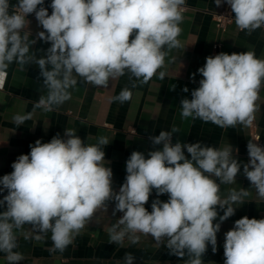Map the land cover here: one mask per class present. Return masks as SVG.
<instances>
[{"label":"clouds","instance_id":"9594fccd","mask_svg":"<svg viewBox=\"0 0 264 264\" xmlns=\"http://www.w3.org/2000/svg\"><path fill=\"white\" fill-rule=\"evenodd\" d=\"M44 3L0 0V89L13 62L21 69L35 63L46 89L35 107L46 112L71 99L69 90L76 86L77 77L107 87L110 79L129 74L130 80L143 85L164 66L165 46L168 50L182 47L178 37L186 0H51V14ZM214 3L230 6L240 31L251 34L264 27V0ZM31 14L43 28L38 39L51 44L41 58L30 51L36 43L26 30ZM197 71L203 78L191 91V99L181 100L182 118H199L221 128L253 123L264 87V59L254 51L221 52L206 57ZM159 76L163 79L165 73ZM136 86L133 82L132 87ZM131 98L132 91L126 87L113 100L123 104ZM31 118L32 113L16 114L13 121L21 125ZM178 131L173 126L149 136L152 145L162 148L149 151L148 158L140 151L131 153L118 192L112 187V169L106 166L104 146L110 143L106 136L90 144L68 128L66 139L57 134L50 142L38 139L30 144V152L19 155L11 164L13 171L0 178V193L7 191L0 199V207L6 209L0 212V252L6 253L8 264H19L25 258L14 251L16 231L37 242L50 232L53 250L63 252L94 217L99 223L96 214H106L110 201L115 202L112 215H123L106 228L109 243L124 246L127 239L134 245L141 235H150L170 254L182 259L187 255L185 264H203L208 244L213 253L217 251L221 223L235 214L233 205L243 204L250 193L241 188L230 189L225 198L220 195V185L235 184L241 170L231 145L173 143V133ZM247 152L243 174L257 198L264 200V146L249 141ZM153 189L157 197L168 194V200H153L149 212L145 204ZM217 208L223 215L214 223ZM25 225L30 226L27 231ZM224 236V264H264V218L244 216ZM135 259L125 253L123 264H134Z\"/></svg>","mask_w":264,"mask_h":264},{"label":"crops","instance_id":"0c3cea01","mask_svg":"<svg viewBox=\"0 0 264 264\" xmlns=\"http://www.w3.org/2000/svg\"><path fill=\"white\" fill-rule=\"evenodd\" d=\"M16 2L10 0L11 4ZM50 3L51 0L44 3L49 14L52 12ZM186 5L188 9L183 13L178 37L182 47L168 50L165 46L163 50L167 51V55L164 66L143 85L134 78L130 80L129 74L110 79L107 87L93 86L77 77L76 86L69 90L71 99L46 112L42 107H35L40 96L46 95L38 65L29 63L21 69L13 62L7 70L4 87L0 89V178L13 171L11 164L19 155L30 152V144L38 139L42 143L50 142L57 134L66 139L64 131L68 128L75 129L76 135L86 143H97V138L101 136L109 139L110 143L104 146L105 160L106 166L112 169V187L117 192L125 181L126 161L131 153L140 151L148 158L149 151L162 148V145H152L149 139V136H158L162 130L170 131L173 126L179 130L173 133V143L178 140L181 143L199 142L217 148L227 143L232 146L233 157L241 164V170L235 184L220 185V195L225 198L230 189L239 191L241 188L247 189L250 194L244 198L243 204L233 205L236 207L235 214L221 223L217 233V251L213 253L211 244H208L202 256L203 264H224V234L233 228L234 222L244 216L250 219L264 218V200L257 198L255 188L251 187L243 174V165L249 161V127L237 124L235 127L221 128L199 118H182L180 102L184 98L191 99V91L199 87L203 77L197 70L204 66L206 57L221 52L254 51L257 58L264 59V27L248 34L238 30L234 21L221 33L214 25L213 13L219 11L223 3L217 7L214 0H186ZM27 19L30 23L26 30L31 32L30 39L36 40L30 51L41 58L51 44L38 39L37 33L43 28L38 25L35 15L31 14ZM216 42L221 43L217 50L212 47ZM48 67L50 70L51 66ZM161 71L165 73L163 79L159 76ZM133 82L137 85L135 88L132 87ZM126 87L132 91L131 100L123 104L113 100ZM185 87L189 89L188 92L183 91ZM259 96L257 104L260 108L254 121L264 142V87ZM28 113H32L30 120L21 125L14 123V115ZM129 129L134 132H129ZM184 151L190 159V154L186 149ZM4 195H7L6 190L0 193V199ZM157 198L167 202L168 194L157 197L153 189L145 204L149 212L152 201ZM114 207L115 202L110 201L106 214H96L100 217L99 223L94 217L63 252L53 250L50 232L44 241L37 242L31 237L25 239L23 231H16L18 247L14 251L21 252L25 257L19 264H117L118 261L123 264L125 253H131L136 258L134 264H185L187 255L182 259L170 254L167 247L163 244L158 246L150 235H141L134 245L127 239L124 246L109 243L106 228L123 215L117 212L113 216ZM4 210V207H0V212ZM217 211L218 217L214 223H219V216L223 215V210L217 208ZM29 228L25 225L24 231ZM5 257L6 253L0 252V264H8Z\"/></svg>","mask_w":264,"mask_h":264},{"label":"built area","instance_id":"2783aa9c","mask_svg":"<svg viewBox=\"0 0 264 264\" xmlns=\"http://www.w3.org/2000/svg\"><path fill=\"white\" fill-rule=\"evenodd\" d=\"M188 9V6L185 5V10ZM183 12V13H184ZM213 21L216 29L219 32H225L227 26L234 22V13L231 11L230 6L227 3H223L221 9L215 13H213ZM215 50L219 49L221 47L220 42H216L212 46ZM249 127V137L250 141L257 143L260 146H264V142L261 138L260 133L257 131L256 123L253 121V123L248 126ZM129 132H134L133 129H129Z\"/></svg>","mask_w":264,"mask_h":264}]
</instances>
